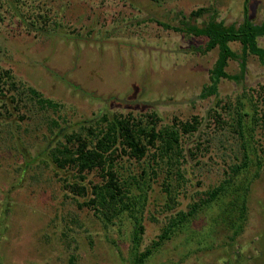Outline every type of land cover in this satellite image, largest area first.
Masks as SVG:
<instances>
[{
    "label": "rangeland",
    "instance_id": "1",
    "mask_svg": "<svg viewBox=\"0 0 264 264\" xmlns=\"http://www.w3.org/2000/svg\"><path fill=\"white\" fill-rule=\"evenodd\" d=\"M244 6L245 0H0V65L63 103L61 114L74 126L94 122L103 113L139 117L156 110L163 123L199 117L202 127L188 147L195 146L200 136L209 139L203 142L202 154L188 156L185 165L189 182L178 195L177 209L187 210L197 193L223 178L227 162L240 158L239 138L211 140L218 127L213 111L230 117L228 106L245 90L260 98L264 66L258 56L248 55L245 76L239 82L220 83L223 102L217 105L215 96L200 94L210 81L218 48L198 51L207 37L166 28L152 18L175 12L188 17L200 7H210L218 20L230 24L243 20ZM250 14L261 22L264 0H251ZM211 15L193 21L202 25ZM259 44L264 47V37ZM231 47L242 53L240 42H231ZM227 71L240 74L239 61L230 60ZM1 102L0 98V106ZM13 114L9 122L3 120L0 130V264H72L74 257L73 264H134L130 221L107 225L72 201L67 202V213L61 211L62 199L74 193L43 160L33 161L46 146L45 129L40 130L38 122L31 132L26 129L29 121L16 111ZM227 128L224 124L221 130ZM256 134L257 142L264 144V126ZM123 162L138 165L136 160ZM255 172L254 167L251 174ZM95 176L92 172L88 178ZM150 194L141 251L151 246L166 224L163 185L155 184ZM219 211L202 214L190 230L180 231L143 264H228L227 252L233 253L237 264H264V168L252 182L244 229L233 243L232 231L220 226L214 234L210 226L204 228ZM72 215L80 219L75 228L70 224Z\"/></svg>",
    "mask_w": 264,
    "mask_h": 264
},
{
    "label": "trees",
    "instance_id": "2",
    "mask_svg": "<svg viewBox=\"0 0 264 264\" xmlns=\"http://www.w3.org/2000/svg\"><path fill=\"white\" fill-rule=\"evenodd\" d=\"M250 11L251 0H245L243 20L230 24L218 20L217 12L210 7H200L188 17L182 12H175L166 14L162 19L152 18L166 28L207 37L208 42L198 51L206 53L218 48V58L210 70V81L204 86L201 98L215 96L218 99L216 104L222 103L220 83L223 79L239 82L246 74L248 55L258 56L264 66V47L259 44V39L264 37V19L256 22ZM210 12V20L202 25L193 21ZM49 20H52L51 17ZM43 21L48 23L47 19ZM231 42H240L242 53L235 51ZM230 60L239 61L240 74L227 71ZM262 89L263 95L260 94V98L245 90L234 104L228 106V118H224L222 112L213 111L216 113L218 127L212 131L211 140L215 143L222 140L220 137H225V140L234 142L239 138L240 158L233 163L227 162L223 178L209 189L197 193L187 210L177 209L180 203L178 197L189 182L185 176V165L188 156L194 159L202 154L199 152L203 142L209 139L200 136L194 142L195 146L188 147L203 124L197 116L163 123L156 110L139 117L103 113L90 124L83 122L74 126L65 122L67 120L61 114L65 107L63 103L47 97L35 86L16 78L12 69L0 65V98L3 100L0 106V130L3 128V120L7 118L6 122H9L7 120L14 115L13 111L20 113L24 121H29L26 129L31 132L41 122L38 128L41 130V126L45 129L42 139L46 146L33 157V161L43 160L42 163L60 177L64 188L74 193L66 194L60 210L66 211L67 202L72 201L79 203L81 209L93 211L107 225L115 226L118 220L123 222L128 219L132 225L133 262L143 264L167 241L182 230H190L202 214L213 209L219 208L220 211L209 220L210 225H205V229L210 226L214 234L220 226L232 231L233 235L229 237L232 243L241 234L247 218L252 182L264 168V144H259L256 139L257 128L264 126V85ZM10 105L13 111L9 110ZM2 106L5 111L1 109ZM224 124L227 130H221ZM8 128L12 129V125ZM42 156L46 157L45 160ZM129 159L136 160L137 167L124 166L123 161ZM254 167L256 172L251 174ZM92 172L96 176L89 179ZM155 184H162L167 196L163 207L167 215L166 224L151 246L141 251L146 231L143 215ZM70 219L74 228V224L80 222L77 215H72ZM192 232L195 237L196 233ZM199 243L203 246L205 242ZM226 256L228 264H237L232 258L233 253L227 252ZM74 260L75 257L72 264Z\"/></svg>",
    "mask_w": 264,
    "mask_h": 264
}]
</instances>
